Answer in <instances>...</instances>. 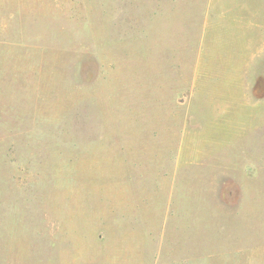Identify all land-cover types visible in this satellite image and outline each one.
<instances>
[{"label": "rangeland", "instance_id": "obj_1", "mask_svg": "<svg viewBox=\"0 0 264 264\" xmlns=\"http://www.w3.org/2000/svg\"><path fill=\"white\" fill-rule=\"evenodd\" d=\"M252 255L264 0H0V264Z\"/></svg>", "mask_w": 264, "mask_h": 264}, {"label": "crops", "instance_id": "obj_2", "mask_svg": "<svg viewBox=\"0 0 264 264\" xmlns=\"http://www.w3.org/2000/svg\"><path fill=\"white\" fill-rule=\"evenodd\" d=\"M243 11L242 13H244L243 17V22H241L243 25L241 29H247L252 27V25L254 24L253 20H252V11L251 10H246L245 7L242 8ZM241 17V16H240ZM242 17L240 19H242ZM240 37L242 36V33H240ZM246 55L249 59H253V54L252 53V43H248L245 39L240 40V60H244L246 58ZM252 253H256V251L254 250ZM251 261L249 260L248 264H253V260L255 259V257L250 258Z\"/></svg>", "mask_w": 264, "mask_h": 264}]
</instances>
